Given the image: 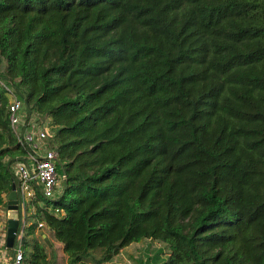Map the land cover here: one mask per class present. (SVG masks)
<instances>
[{"label": "trees", "instance_id": "16d2710c", "mask_svg": "<svg viewBox=\"0 0 264 264\" xmlns=\"http://www.w3.org/2000/svg\"><path fill=\"white\" fill-rule=\"evenodd\" d=\"M0 79L64 176L34 201L23 264H48L42 228L68 264L146 238L162 264H264V0H0ZM9 101L0 84L5 209Z\"/></svg>", "mask_w": 264, "mask_h": 264}, {"label": "built area", "instance_id": "2783aa9c", "mask_svg": "<svg viewBox=\"0 0 264 264\" xmlns=\"http://www.w3.org/2000/svg\"><path fill=\"white\" fill-rule=\"evenodd\" d=\"M0 84L10 95L8 104L9 123L22 153L15 156L11 166L12 183H15L18 207V228L11 253L4 245L6 229V209H0V264H23V239L25 228L30 224L31 218L27 209L32 207L34 201L43 205L42 200L59 197L63 192V177L57 171V152L48 144L53 135L48 123H39L34 118L26 117L23 113V100L18 96L12 86L0 79ZM55 213L62 214L63 210L55 208ZM42 222L38 227H42Z\"/></svg>", "mask_w": 264, "mask_h": 264}, {"label": "rangeland", "instance_id": "374dc122", "mask_svg": "<svg viewBox=\"0 0 264 264\" xmlns=\"http://www.w3.org/2000/svg\"><path fill=\"white\" fill-rule=\"evenodd\" d=\"M25 113L24 111H22ZM44 200H42V203ZM0 209L4 210L5 206L0 205ZM33 209L31 206L28 207L27 212L28 216L33 219ZM6 221V217L4 218ZM41 231L48 232L50 234V230L46 228H42ZM39 235V234H38ZM51 237H53L51 235ZM55 240V239H54ZM47 256L49 258L48 264H68L67 256L62 250V246L60 244L55 243L50 240L48 243H43ZM28 248H30L28 246ZM8 252L11 253V248H8ZM169 249L168 247L160 242L153 239H143L138 243H132L126 247H124L120 253L113 257L109 264H162L163 260L168 256ZM87 264H91V262H87Z\"/></svg>", "mask_w": 264, "mask_h": 264}, {"label": "water", "instance_id": "95a60500", "mask_svg": "<svg viewBox=\"0 0 264 264\" xmlns=\"http://www.w3.org/2000/svg\"><path fill=\"white\" fill-rule=\"evenodd\" d=\"M17 196L15 191V183L11 184V189L7 194V205H6V229L4 235V243L7 248L13 246L15 240V233L18 228V207H17Z\"/></svg>", "mask_w": 264, "mask_h": 264}, {"label": "crops", "instance_id": "0c3cea01", "mask_svg": "<svg viewBox=\"0 0 264 264\" xmlns=\"http://www.w3.org/2000/svg\"><path fill=\"white\" fill-rule=\"evenodd\" d=\"M39 233H41L43 237H47L48 241L52 240L55 243L60 244L58 241L54 240L53 237H51V233L48 234V232L41 231V229H36L35 235L38 236ZM60 246H61V244H60ZM105 264H109V263L107 262Z\"/></svg>", "mask_w": 264, "mask_h": 264}]
</instances>
